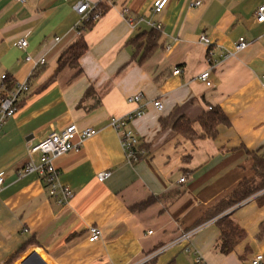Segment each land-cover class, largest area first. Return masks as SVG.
Segmentation results:
<instances>
[{
    "label": "crops",
    "instance_id": "0c3cea01",
    "mask_svg": "<svg viewBox=\"0 0 264 264\" xmlns=\"http://www.w3.org/2000/svg\"><path fill=\"white\" fill-rule=\"evenodd\" d=\"M78 1L0 0V102L6 90L30 84L0 130V264H25L36 253L50 264H195L197 256L205 264H250L264 256L262 193L181 239L254 178L256 167L264 169V22L256 17L264 0H169L159 13L155 0H89L100 16L84 34L81 70L58 71L61 54L79 36ZM153 23L161 25L158 43L141 60L144 50L129 41ZM240 37L250 45L237 51ZM41 58L45 63L36 67ZM206 70L212 86L198 79ZM89 87L100 95L99 105L89 98L79 106ZM138 93L141 102L129 103ZM145 105L146 114L131 126L147 155L130 164L109 122ZM211 107L230 121L215 137L204 135L198 122ZM182 116L192 122L193 137L175 127ZM71 125L99 132L54 161L61 183L74 192L60 204L37 172L21 173L40 163L32 145ZM106 171L112 175L100 181ZM227 214L246 234L225 253L215 222ZM91 226L102 231L95 242L89 241Z\"/></svg>",
    "mask_w": 264,
    "mask_h": 264
},
{
    "label": "built area",
    "instance_id": "2783aa9c",
    "mask_svg": "<svg viewBox=\"0 0 264 264\" xmlns=\"http://www.w3.org/2000/svg\"><path fill=\"white\" fill-rule=\"evenodd\" d=\"M21 3H24L26 0H17ZM169 0H155L153 4V10L157 13L161 12ZM196 5H199L200 2H196ZM75 11L79 15V22L77 25V31L78 34H80L79 28L87 22H90L92 20H96L100 13L96 12L95 7L92 5V3L89 0H79L77 4L74 6ZM124 13H129V11L126 9L124 10ZM257 21L260 23L264 22V5H261L256 13ZM153 28L161 29V25L159 24H152ZM201 42L205 45L210 46L212 44L210 38L207 36L201 37ZM20 48L25 49L28 46V42L25 38H22L18 42ZM250 45V42L245 37H240L239 40L236 42L235 47L237 51L245 50ZM229 54L226 56L228 57ZM31 56L27 57V60H31ZM45 58H41L35 62V66L38 67L40 65H43L45 63ZM175 74H179L180 70L176 69L174 71ZM6 75L2 76V79H5ZM211 72L210 70H206L199 74L198 79L203 82L206 86H212L211 81ZM262 81L264 84V75L262 76ZM30 89V84L28 81L23 82L22 84H19L15 89L13 90H6V93L4 97L2 98L0 102V130L7 121L8 118L13 117L17 111V104L21 96L25 93H27ZM143 99V94L138 93L135 95H132L128 97L129 103H140ZM153 106L159 110L162 111L164 109V105L161 100L155 99L151 102ZM147 112L146 105L143 107H140L136 111H132L125 116L121 117H112L109 122V126L113 128L121 141L126 160L130 164H136L138 163L142 158H144L147 155V149L144 147V144L142 142V139L140 135L135 131V129L131 126L132 123L144 116ZM99 131L94 128H86L83 130H78L75 125H71L64 130H61L59 132H52L49 134L46 138L39 141L37 144L32 145L30 147V153H38L41 155L40 157V163L36 164L33 162H30L27 164L21 174H28L32 172H37L42 180L45 183V187L48 190V193L55 197L60 204H66L69 202V200L74 196V192L71 188L68 186H65L60 181V172L58 168L55 166L54 161L73 150H78L81 146V144L87 140L88 138H91L92 136H95ZM77 136L79 139V142L75 143L73 141V138ZM112 175V172L106 171L98 174V179L100 181H104L108 179ZM181 183L186 181V177H182L179 180ZM4 185V178L0 176V188ZM197 230H193L187 233H184L181 237L182 240H190L191 237L194 235V233ZM89 233V241L95 242L99 240L102 236V231L97 226H91L88 229ZM189 251V248H187ZM26 264V263H25ZM195 264H205L202 257L197 256L195 258ZM250 264H264V256L262 254L256 255L253 260L250 262Z\"/></svg>",
    "mask_w": 264,
    "mask_h": 264
},
{
    "label": "trees",
    "instance_id": "16d2710c",
    "mask_svg": "<svg viewBox=\"0 0 264 264\" xmlns=\"http://www.w3.org/2000/svg\"><path fill=\"white\" fill-rule=\"evenodd\" d=\"M95 24V20L84 23L80 28V34L77 40L67 48L60 56L58 60V71L66 67L78 69L80 72V59L88 50V45L85 40L84 34L87 30H90ZM160 30L153 28L150 31H144L138 34L129 41L130 45L134 46V49H143L144 52L141 55V60H145L155 49L158 43ZM89 98L94 100V106L99 105L100 95L93 87H89L82 97L79 106H82ZM18 109V107H17ZM203 129L204 135L215 137L217 134L218 126L220 124L229 125L230 121L226 113L219 107H211L207 110L202 117L198 120ZM175 127L179 131L186 133V136L193 137L195 135L192 129V122L182 116L178 119ZM145 147V146H144ZM264 169L256 167V175L254 178L245 180L230 196L220 201L216 206L206 212L189 230H194L204 223L214 219L228 210L235 208L248 200L253 196L261 194L259 197L264 201ZM178 196H174L175 200ZM161 197L152 198V200H161ZM151 200V199H150ZM150 200L136 205V207L142 209L146 207ZM221 231V250L228 253L234 249L236 244L245 238V231L239 226V224L233 220L230 215H223L215 222Z\"/></svg>",
    "mask_w": 264,
    "mask_h": 264
},
{
    "label": "water",
    "instance_id": "95a60500",
    "mask_svg": "<svg viewBox=\"0 0 264 264\" xmlns=\"http://www.w3.org/2000/svg\"><path fill=\"white\" fill-rule=\"evenodd\" d=\"M26 264H50L47 260H45L40 254L36 253V255L27 260Z\"/></svg>",
    "mask_w": 264,
    "mask_h": 264
}]
</instances>
